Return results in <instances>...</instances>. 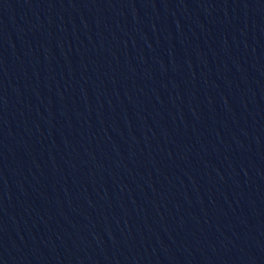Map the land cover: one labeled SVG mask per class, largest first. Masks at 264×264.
<instances>
[{
    "label": "water",
    "instance_id": "95a60500",
    "mask_svg": "<svg viewBox=\"0 0 264 264\" xmlns=\"http://www.w3.org/2000/svg\"><path fill=\"white\" fill-rule=\"evenodd\" d=\"M0 264H264V0H0Z\"/></svg>",
    "mask_w": 264,
    "mask_h": 264
}]
</instances>
